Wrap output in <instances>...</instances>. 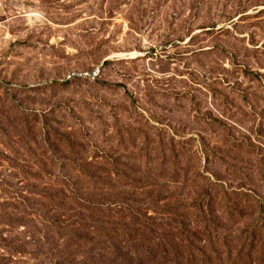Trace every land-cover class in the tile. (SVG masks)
<instances>
[{"label": "rangeland", "instance_id": "rangeland-1", "mask_svg": "<svg viewBox=\"0 0 264 264\" xmlns=\"http://www.w3.org/2000/svg\"><path fill=\"white\" fill-rule=\"evenodd\" d=\"M0 264H264V0H0Z\"/></svg>", "mask_w": 264, "mask_h": 264}, {"label": "built area", "instance_id": "built-area-1", "mask_svg": "<svg viewBox=\"0 0 264 264\" xmlns=\"http://www.w3.org/2000/svg\"><path fill=\"white\" fill-rule=\"evenodd\" d=\"M71 76H74V75L72 74ZM69 77H70V76H69ZM69 77H68V78H69Z\"/></svg>", "mask_w": 264, "mask_h": 264}]
</instances>
